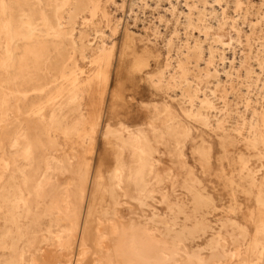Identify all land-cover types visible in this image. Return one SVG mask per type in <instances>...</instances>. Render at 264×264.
<instances>
[{
  "label": "rangeland",
  "instance_id": "rangeland-1",
  "mask_svg": "<svg viewBox=\"0 0 264 264\" xmlns=\"http://www.w3.org/2000/svg\"><path fill=\"white\" fill-rule=\"evenodd\" d=\"M33 1L37 46L17 41L24 0H0V264H130L132 239L162 264H264V0L246 32L217 0H100L62 26Z\"/></svg>",
  "mask_w": 264,
  "mask_h": 264
},
{
  "label": "bare ground",
  "instance_id": "bare-ground-1",
  "mask_svg": "<svg viewBox=\"0 0 264 264\" xmlns=\"http://www.w3.org/2000/svg\"><path fill=\"white\" fill-rule=\"evenodd\" d=\"M43 1V0H42ZM90 1L91 0H45V2H46V11H47V14H48V17L52 20V22L54 21L57 25H59V26H62V25H64V24H66L69 20H72L73 18H76L77 16H78V14H83V13H86V11L88 10V12H89V14H92V15H94V14H96L97 12H98V10L100 9V7H101V1L100 0H97V1H94L93 3H91L90 4ZM145 1V0H144ZM143 1V2H144ZM147 1V0H146ZM218 1V8H216L215 7V9H214V11H213V13H212V15H216V14H219V13H217V11L219 12H221V14L220 15H222L223 17H224V19H226V22H227V20H228V22L229 23H231V25L232 26H234V27H236L237 28V30H239L240 32L242 31H244V32H246V30L244 29V28H239L238 26H239V24H240V22L238 21V18H240V17H242V13L244 12V10H245V7L246 6H248V4L250 3V0H231V2H229L230 4H228V2L227 3H223V1L224 0H217ZM254 1V0H253ZM187 2V1H186ZM145 3V2H144ZM180 3V2H179ZM136 4V3H135ZM173 4V3H172ZM175 4V3H174ZM142 6H143V4H142ZM154 6V5H153ZM176 6V5H175ZM150 7V6H149ZM186 7H188V6H186ZM190 7V6H189ZM196 7V6H195ZM210 7V6H209ZM18 8V7H17ZM157 8H158V6H157ZM16 9V8H15ZM160 9V8H159ZM104 10V9H103ZM173 10H174V6H173ZM185 10V9H184ZM213 10V9H212ZM168 11V10H167ZM159 12H161V11H159ZM212 12V11H211ZM179 13V12H178ZM98 14V13H97ZM160 14V13H159ZM173 14V13H172ZM177 14V13H176ZM186 14V13H185ZM194 15V14H193ZM259 15V14H258ZM79 16H81V15H79ZM161 16H162V14H161ZM164 16V15H163ZM163 16H162V18H163ZM167 16V15H166ZM166 16H165V21L167 22L168 20H166ZM186 16V15H185ZM184 16V18H186ZM2 17V16H1ZM83 17H86V16H83ZM97 17V16H96ZM137 17V16H136ZM218 17H220L221 18V16H218ZM13 18H14V21H16V22H20L21 23V25H20V27L19 28H17V29H15L16 30V36H17V41L18 42H20V40H22L23 42H24V44L25 45H28V46H33V45H35V46H37L38 44H40L39 43V39H40V32L38 31V27H40V31H43V30H47V29H45V26H44V22H43V15H42V13L39 11V9H38V7L35 5V2L33 1V0H24V3H22L21 4V6L19 7V9H18V11H17V13L16 14H14V16H13ZM91 18V17H90ZM89 18V19H90ZM214 19H215V17H213ZM168 19H170V18H168ZM195 19H196V17H195ZM213 19V20H214ZM241 19V18H240ZM183 20V19H182ZM188 20V19H187ZM197 20V19H196ZM208 20V19H207ZM157 21V20H156ZM183 21H185V20H183ZM220 21H222V20H220ZM155 22V21H154ZM159 22V21H158ZM181 22V21H180ZM188 22V21H187ZM54 23V24H55ZM153 23V22H152ZM157 23V22H156ZM165 23V22H164ZM221 23V22H220ZM155 24V23H154ZM153 24V25H154ZM196 24V23H195ZM200 24H202V23H200ZM204 24V23H203ZM215 24V23H214ZM218 24V23H217ZM119 25V24H118ZM145 25V24H144ZM151 25V24H150ZM160 25V24H159ZM177 25H179V24H177ZM208 25H209V23H208ZM230 25V26H231ZM242 25V24H241ZM249 25V24H248ZM51 26V25H50ZM152 26V25H151ZM167 26H169V25H167ZM181 26H182V24H181ZM188 26V25H187ZM186 26V27H187ZM205 26V25H204ZM214 26V25H213ZM213 26L211 27V28H213ZM58 27V26H57ZM158 25H156L155 26V29L157 30L158 28ZM161 27V26H160ZM166 27V26H165ZM185 27V28H186ZM150 28H152V30H153V28L154 27H150ZM177 28H178V26H177ZM188 28V27H187ZM190 28V27H189ZM193 28V27H192ZM219 28H220V26H219ZM222 28V27H221ZM174 29V28H173ZM180 29V28H179ZM178 29V30H179ZM184 29V28H183ZM195 29V28H194ZM214 29V28H213ZM217 29H218V27H217ZM226 29V28H225ZM51 30V29H50ZM67 30V29H66ZM168 30V29H167ZM206 30V29H205ZM215 30H216V27H215ZM219 30V29H218ZM259 30V29H258ZM9 31V30H8ZM158 31H159V29H158ZM192 31V30H191ZM204 31V30H203ZM212 31V30H211ZM236 31V30H235ZM263 31H264V29H263ZM156 32V31H155ZM198 32V31H197ZM208 32V31H207ZM216 32H218V31H216ZM250 32V31H249ZM158 33V32H157ZM189 33H191V32H189ZM235 33V32H234ZM256 33V32H255ZM104 34V33H103ZM102 34V35H103ZM214 34V33H213ZM112 35V34H111ZM155 35V34H154ZM171 35H174V34H171ZM187 35V34H186ZM189 35V34H188ZM193 35V34H192ZM204 35V34H203ZM240 35V34H239ZM32 36H36V39L35 40H33L32 39ZM199 36V35H198ZM218 36V35H217ZM246 36V35H245ZM248 36V35H247ZM162 37V36H161ZM192 37V36H191ZM194 37H196L195 35H194ZM205 37V36H204ZM164 38H166V37H164ZM199 38V37H198ZM181 39V38H180ZM222 38H221V36H218L217 37V41L219 42V41H222L221 40ZM239 39V38H238ZM156 40V39H155ZM182 40V39H181ZM195 39L193 38V41H194ZM201 40V39H200ZM102 41V40H101ZM192 41V42H193ZM17 42V43H18ZM38 42V43H37ZM110 42H112V41H110ZM176 42V41H175ZM199 42V41H198ZM215 42V41H214ZM223 42V41H222ZM103 43V42H102ZM242 43H243V41H242ZM37 44V45H36ZM105 44H107L106 43V41H105ZM219 44V43H218ZM103 45V44H102ZM175 45H177V44H175ZM181 45V44H180ZM184 45V44H183ZM192 45V44H191ZM213 45V44H212ZM227 45V44H226ZM16 46H17V44H16ZM15 46V47H16ZM112 46V45H111ZM187 46V45H186ZM189 46V45H188ZM214 46V45H213ZM231 46V45H230ZM180 47V46H179ZM193 47V46H192ZM219 47V46H218ZM65 48V47H64ZM14 49H16V48H14ZM21 49V48H20ZM23 49V48H22ZM101 49V48H100ZM105 49H108V46H106V48ZM176 49V48H175ZM191 49V48H190ZM203 49H204V47H203ZM218 49V48H217ZM220 49V48H219ZM223 49V48H222ZM226 49V48H225ZM185 50L186 49H184L183 51L185 52ZM243 50H245V49H243ZM242 50V51H243ZM249 50V49H248ZM69 51V50H68ZM175 51V50H174ZM61 52H64V51H61ZM245 52V51H244ZM22 53V52H21ZM66 53H68L67 51H66ZM66 53H63L64 55L66 54ZM74 53V52H73ZM203 53V52H202ZM209 53V52H208ZM62 54V55H63ZM216 53L214 52V57L216 56L215 55ZM241 54V53H240ZM253 54V53H252ZM68 55V54H67ZM67 55H65V57H67ZM182 55V54H181ZM223 56L221 57L222 59H223V62L225 63V59H226V56H225V54H222ZM233 55V54H232ZM175 56V55H174ZM177 56V55H176ZM205 56V55H204ZM1 57V56H0ZM169 57V56H168ZM172 57V56H171ZM170 57V58H171ZM58 58H59V56H58ZM203 58V57H202ZM216 58V57H215ZM237 58V57H236ZM60 59V58H59ZM99 59V58H98ZM204 59V58H203ZM206 59V58H205ZM58 60V59H57ZM63 60H65V59H63ZM174 60V59H173ZM244 60V59H243ZM17 62H18V67H20V68H22L23 67V64H22V62H21V60L20 59H17ZM61 62V61H60ZM60 62H59V64H58V62L56 61V63H57V65L54 67V68H56V73H60L61 74V76H62V79H63V81H65V82H69V81H71V80H73L74 78H75V76H76V73H70V72H68V73H65L64 71H61L60 70V67L62 68V64H60ZM99 62V61H98ZM170 62H172V60L170 61ZM177 62V61H176ZM244 62V61H243ZM74 63V62H73ZM72 63V64H73ZM174 63V62H173ZM14 64V63H13ZM234 61H232V63H231V68L232 69H234V70H236L235 68H234ZM69 65V64H68ZM67 65V66H68ZM167 65V64H166ZM175 65V64H174ZM173 65V66H174ZM28 66V65H27ZM72 66V65H71ZM238 67V66H237ZM13 68V67H12ZM69 68H71V67H69ZM68 68V69H69ZM167 68H169V65L167 66ZM174 68V67H173ZM177 68V67H176ZM225 68V67H224ZM65 69V68H64ZM213 68H211V70H212ZM122 70V69H121ZM171 70H172V65H171ZM175 70V69H174ZM255 71V70H254ZM180 72V71H179ZM22 73V72H21ZM171 73H172V71H171ZM174 73V72H173ZM177 73V72H176ZM212 73V72H211ZM235 73V72H234ZM243 73V72H242ZM163 74V73H162ZM128 75V74H127ZM165 75V77H166V74H164ZM207 74H205V76H206ZM168 76V75H167ZM170 76V75H169ZM177 76V75H176ZM175 76V77H176ZM203 76V75H202ZM221 76V75H220ZM158 77V76H157ZM164 77V76H163ZM164 77V78H165ZM178 77H180V76H178ZM177 77V78H178ZM187 77V76H186ZM190 77V76H189ZM208 77V76H207ZM168 78V77H167ZM221 78V77H220ZM220 78H217V80H216V86L217 87H219L220 85H221V83H222V80L220 79ZM253 78H254V75H253ZM176 79V78H175ZM213 79V78H212ZM248 79V78H247ZM157 80V79H156ZM165 80V79H164ZM163 80V81H164ZM226 80V79H225ZM257 80V79H256ZM200 81V80H199ZM224 81V80H223ZM259 81V80H258ZM165 82V81H164ZM171 82V81H170ZM186 82V81H185ZM187 83V82H186ZM213 83H214V80H213ZM170 84V83H169ZM176 84V83H175ZM180 84V83H179ZM178 84V85H179ZM200 84H202V82L200 83ZM238 84V83H237ZM177 85V84H176ZM199 85V84H198ZM254 85V84H253ZM171 86V85H170ZM169 86V87H170ZM185 86V85H184ZM200 86V85H199ZM207 86V85H206ZM174 87V86H173ZM177 87V86H176ZM194 86H192V88H193ZM201 87V86H200ZM178 88V87H177ZM254 88V87H253ZM260 88V87H259ZM40 89V88H39ZM74 89V88H73ZM258 89V88H257ZM174 90V89H173ZM176 90V89H175ZM200 90V89H199ZM211 91V90H210ZM12 92V91H11ZM178 93V92H177ZM203 93V92H202ZM212 93H215L214 91H212ZM199 94V93H198ZM197 94V95H198ZM204 94V99H205V101L208 103V104H210L211 106H213L214 104H213V102H212V98L210 97V95L211 94H208L207 92H205V93H203ZM202 94V95H203ZM200 96V95H199ZM248 97V96H247ZM249 99V98H248ZM84 100V99H83ZM190 100V99H189ZM197 101V100H196ZM82 102V101H81ZM97 102V101H96ZM195 102V101H194ZM201 103V102H200ZM225 103V102H224ZM213 104V105H212ZM198 105H200L199 103H198ZM262 105V104H261ZM264 105V104H263ZM163 106V105H162ZM161 106V107H162ZM202 106H203V104H202ZM195 107H196V105H195ZM203 107H205V106H203ZM214 107V106H213ZM218 107V106H217ZM81 109H79V114H78V120H82V119H86V115H85V113H84V111H83V109H82V106L80 107ZM87 108V107H86ZM155 108V107H154ZM165 108V107H164ZM167 108V107H166ZM165 108V109H166ZM191 108V107H190ZM216 108V107H215ZM249 108V107H248ZM95 109V108H94ZM162 109V108H161ZM195 109V108H194ZM210 109V108H209ZM223 109V108H222ZM168 110V109H167ZM214 110V109H213ZM252 110V109H251ZM261 110V109H260ZM162 111V110H161ZM164 111V110H163ZM197 111V110H196ZM211 111V110H210ZM264 111V110H263ZM95 112V111H94ZM159 112V111H158ZM189 112H193L192 110L191 111H189ZM209 112V111H208ZM207 112V113H208ZM239 112V111H238ZM237 112V113H238ZM166 113V112H165ZM197 113V112H196ZM196 113H191V114H196ZM206 113V114H207ZM226 113V112H225ZM99 114V113H98ZM97 114V115H98ZM186 114V113H185ZM160 115V114H159ZM186 115H188V113L186 114ZM196 115H198V114H196ZM201 115H203V111H202V114ZM208 115V114H207ZM213 115V114H212ZM216 115V114H215ZM232 115V114H231ZM95 116H96V114H95ZM94 116V117H95ZM99 116V115H98ZM161 116V115H160ZM167 116V115H166ZM189 116V115H188ZM191 116H193V115H191ZM191 116H189V117H191ZM203 116H205V115H203ZM226 116V115H225ZM100 117V116H99ZM168 117V116H167ZM199 117V116H198ZM197 117V118H198ZM214 118H216L215 116H213ZM220 117V116H219ZM256 117V116H255ZM96 118V117H95ZM98 118V117H97ZM192 118V117H191ZM203 118V117H202ZM207 118V117H206ZM200 119V118H199ZM205 119V118H204ZM209 119V115H208V118H207V120ZM212 119V118H211ZM236 119V118H235ZM254 119V118H253ZM2 120V119H1ZM171 120V119H170ZM202 120V119H201ZM206 120V121H207ZM222 120V119H221ZM229 120V119H228ZM248 120H250V119H248ZM92 121H93V118H92ZM97 121L99 122V119H97ZM163 121H164V119H163ZM220 121V120H219ZM218 121V122H219ZM111 122V121H110ZM205 122V121H204ZM210 122V121H209ZM222 122H223V120H222ZM238 122V121H237ZM180 123H181V121H180ZM109 124V123H108ZM148 124V123H147ZM204 124V123H203ZM248 124V123H247ZM229 125V124H228ZM244 125V124H243ZM95 126V125H94ZM93 126V127H94ZM120 126H122V125H120ZM147 126V125H146ZM185 126V125H184ZM217 126V125H216ZM233 126V125H232ZM96 127H98V125L96 126ZM179 127V126H178ZM215 127V126H214ZM220 128V127H219ZM229 128V127H228ZM124 129H126V128H124ZM182 131H183V129L182 128H180ZM215 129V128H214ZM232 129V128H231ZM108 130V129H107ZM113 130H115V129H113ZM168 130V129H167ZM179 130V129H178ZM186 130V129H185ZM184 130V131H185ZM220 130V129H219ZM93 131V130H92ZM91 131V132H92ZM239 131V130H238ZM258 131V130H257ZM86 132H88V131H86ZM121 132H123V131H121ZM138 132V131H137ZM144 132V131H143ZM247 132V131H246ZM116 133H117V131H116ZM119 133V132H118ZM117 133V134H118ZM125 133V131L123 132V134ZM128 133H129V131H128ZM140 133V132H139ZM148 133V132H147ZM181 131H175L174 132V137H175V139H180L181 138ZM85 134V132L83 133V136H85L84 135ZM90 134V133H89ZM112 134H113V132H112ZM122 134V133H121ZM87 135H88V133H87ZM86 135V136H87ZM92 135V134H91ZM152 135H153V133H152ZM112 136V135H111ZM137 136V135H136ZM162 136V135H161ZM161 136H160V138H161ZM185 136V135H184ZM241 136V135H240ZM244 136V135H243ZM246 136V135H245ZM126 137V136H125ZM129 137V136H128ZM145 137V136H144ZM183 137V136H182ZM254 137V136H253ZM127 138V137H126ZM146 138V137H145ZM87 139H91V138H89V137H87ZM128 139H130V138H128ZM159 139V138H158ZM157 139V140H158ZM120 139H118V141H119ZM160 140V139H159ZM117 141V142H118ZM147 141H148V139H147ZM149 142V141H148ZM195 142V141H194ZM120 143H123V142H120ZM134 143H136V142H134ZM133 143V144H134ZM91 145H92V143H90ZM149 144V143H148ZM159 144V143H158ZM157 144V145H158ZM259 144V143H258ZM90 145V147H92ZM137 145V144H136ZM161 145V144H160ZM181 145V144H180ZM183 145V144H182ZM231 147H232V145H230ZM86 147V146H85ZM133 147V146H132ZM205 147V146H204ZM229 147V146H228ZM163 148V147H162ZM233 148V147H232ZM133 149H136V147L135 148H133ZM138 149V148H137ZM205 149V148H204ZM207 149H209V148H207ZM139 150V149H138ZM145 149H142V150H140V152H141V154L140 155H144L145 154V151H144ZM93 151V150H92ZM137 151V150H136ZM134 152V151H133ZM158 152V151H157ZM156 152V157H158V153L160 152H158L157 153ZM231 152V151H230ZM123 156V155H122ZM135 156V155H134ZM138 156V155H137ZM137 158V157H136ZM159 158V157H158ZM183 158V157H182ZM209 158H210V156H209ZM239 158V157H238ZM119 160H121V159H119ZM155 160V159H154ZM158 159L156 158V161H157ZM136 161V160H135ZM144 161V160H143ZM167 161V160H166ZM224 161V160H223ZM118 163V162H117ZM121 163V162H120ZM158 163V162H157ZM119 164V163H118ZM160 164V163H159ZM167 164V163H166ZM152 165V164H151ZM120 166V165H119ZM168 168V167H167ZM122 169V168H121ZM120 171V170H119ZM168 171H169V168H168ZM172 171V170H171ZM152 172V171H151ZM150 172V173H151ZM162 172V171H161ZM116 173V172H115ZM149 173V172H148ZM171 173H173V172H171ZM117 175V174H116ZM118 176H120V175H118ZM117 177V176H116ZM264 179V178H263ZM117 180H118V177H117ZM209 182V181H208ZM229 184H232V183H229ZM264 185V184H263ZM232 186V185H231ZM260 189V188H259ZM237 192V191H236ZM233 194V193H232ZM223 195V194H222ZM260 195V194H259ZM125 196V195H124ZM84 197V196H83ZM203 197V196H202ZM260 197V196H259ZM182 198V197H181ZM155 199V198H154ZM236 199V198H235ZM163 200V199H162ZM209 200V199H208ZM210 201V200H209ZM259 202L264 206V194H263V196L261 197V198H259ZM224 204V203H223ZM242 204V203H241ZM239 208V207H238ZM264 211V210H263ZM262 211V212H263ZM99 221V220H98ZM102 222V221H101ZM197 227V226H196ZM99 228V227H98ZM101 228V227H100ZM254 230H255V228H254ZM75 237V236H74ZM153 238V237H152ZM261 238V237H260ZM154 241H155V239H154ZM103 245V244H102ZM26 248H28V247H26ZM154 249H155V246H154V244H152L151 242H148V241H143V240H141V239H132V241H131V243L130 244H126V246H125V254H126V257H127V260H128V262L130 263V264H162L160 261H158L156 258H154V255H153V252H154ZM81 251V250H80ZM84 252H85V250H84ZM47 253V252H46ZM48 254V253H47ZM96 255V254H95ZM163 255V254H162ZM43 256V255H42ZM81 256V255H80ZM79 256V257H80ZM204 257V256H203ZM251 257V256H250ZM33 260H35V259H33ZM110 260V259H109ZM111 261V260H110ZM97 263V262H96ZM203 264V263H202Z\"/></svg>",
  "mask_w": 264,
  "mask_h": 264
}]
</instances>
